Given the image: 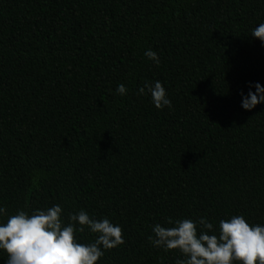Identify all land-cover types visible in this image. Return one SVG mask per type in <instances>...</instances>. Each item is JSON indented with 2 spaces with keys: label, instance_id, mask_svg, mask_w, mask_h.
<instances>
[{
  "label": "trees",
  "instance_id": "16d2710c",
  "mask_svg": "<svg viewBox=\"0 0 264 264\" xmlns=\"http://www.w3.org/2000/svg\"><path fill=\"white\" fill-rule=\"evenodd\" d=\"M260 23L264 0H0V206L119 224L97 264L183 259L148 242L168 219L264 224V105L239 94L264 86ZM156 80L171 110L136 94Z\"/></svg>",
  "mask_w": 264,
  "mask_h": 264
},
{
  "label": "clouds",
  "instance_id": "9594fccd",
  "mask_svg": "<svg viewBox=\"0 0 264 264\" xmlns=\"http://www.w3.org/2000/svg\"><path fill=\"white\" fill-rule=\"evenodd\" d=\"M250 36L264 45V23L252 29ZM144 56L159 66L155 51L148 49ZM247 87L246 95L239 93L241 108L251 111L258 104L264 105V86L255 82ZM115 91L123 97L128 89L121 83ZM136 94L150 95L157 110L172 108L159 80L145 81ZM62 212V206L54 204L31 213L18 210L8 215L0 206V251L7 254L4 264H97L105 251L125 243L120 225L108 218L96 219L81 209L69 214L65 222ZM166 223L171 226L154 224L153 235L147 239L152 247L165 252L178 250L184 258L175 264H264V224H250L243 215L219 220L218 228L205 217L168 219ZM85 229L95 234L93 242H80L76 234Z\"/></svg>",
  "mask_w": 264,
  "mask_h": 264
}]
</instances>
